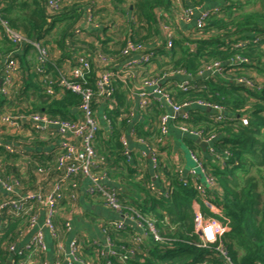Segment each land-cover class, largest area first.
<instances>
[{"label":"trees","instance_id":"16d2710c","mask_svg":"<svg viewBox=\"0 0 264 264\" xmlns=\"http://www.w3.org/2000/svg\"><path fill=\"white\" fill-rule=\"evenodd\" d=\"M93 1L98 0H60L56 9L49 6V0L4 1L2 20L25 39L43 41L49 49L50 62L44 72H39L38 61L34 67L26 58L33 47L13 44L0 26L4 33L0 67L10 53L13 54L12 58L19 61L15 85L9 96L1 94L2 82L0 84V118L4 115L19 117L39 113L52 120L80 121L82 96L60 87V73L70 81L95 91L97 71L92 67L85 72L83 79H75L64 71L63 63L71 62L72 67L75 66L77 59L74 53L82 51L89 58L101 53L119 60L129 40L143 45L160 41L155 47L157 57L146 70H135V75L151 80L183 71L191 76V88L182 91L171 82L169 91L176 104L204 101L225 108L228 114L223 120H216L218 116L213 111L202 110L193 113V118L186 121L190 128H204L205 132L219 137L215 142V154L222 160L219 164L213 156L212 161L200 155L205 166L213 170L217 183V189L208 192L207 204L192 185L185 186L186 181L176 175L170 176L165 195L151 193L150 173L146 168L142 175L140 167L141 163H147L146 158L139 160L132 153L129 160L125 154L127 148L121 140L129 131L127 87L114 84L111 107L107 103L103 105L101 99L95 96L93 109H101L109 122V129L100 126L96 141L97 153L106 160L104 169L108 174L110 168L114 171L119 169L122 178L128 180L125 188L133 189L140 196L137 199L128 197L124 191L117 192L125 210L134 209L152 220L162 238L157 242L149 238L143 246L141 261L133 259L130 263L224 264L214 250L200 246L201 238L195 227L196 207L199 206L205 218H215L221 222L224 230L222 241L234 264H264V191H259V181L251 173L253 168L258 172L264 170V83H260V91L237 84L238 77L252 78L249 72L239 70L237 66H224L223 75L200 76L211 63L227 64L236 56L249 61L238 66L264 76V0H261L260 11L248 8L251 0H213L221 4L219 12L207 18L203 27L193 28L188 36H175L171 48L166 46V35L161 28L162 22L166 21L159 11L164 10L171 15L174 11L172 0H112L113 9H98ZM188 1L185 0V3L188 4ZM191 1L192 5H197L204 0H200V3ZM88 6L93 12L92 25L84 29L80 27L85 19L81 14ZM109 11L112 13L109 14ZM78 28L81 33H77ZM251 34L258 35L261 41L255 42ZM240 38H247L246 44L234 47L232 44H236ZM16 50L23 54H14ZM49 85L54 90L53 95L47 93ZM164 113V104L154 101L145 115V124L135 128V138L145 139L153 147L159 144L161 134L153 122L156 123ZM243 115L249 121L246 126L239 118ZM34 138L32 151H24L16 146L26 145L24 138L8 132L6 125L0 122V175L6 180L19 179L26 189L22 192L33 190L41 184V178L37 175L39 169L48 171L50 177L55 175L53 168L57 153L39 152L35 148H45L49 142H45L40 135L35 134ZM155 140L158 142L155 143ZM7 144L12 145L15 151H8ZM188 145L194 151L200 150L193 139L188 140ZM160 149L155 148L156 154ZM224 152L229 155L225 156ZM23 159L25 170L21 167ZM139 176L143 177L137 179ZM262 180L264 183V177ZM66 194H71V190H66ZM211 205L221 212H214ZM38 206L37 203L32 204L31 214L36 213ZM28 223L29 213L21 216L4 213L0 216V264H7L11 259L10 247L16 244ZM112 237L117 244H124L130 242L133 235L113 232Z\"/></svg>","mask_w":264,"mask_h":264},{"label":"built area","instance_id":"2783aa9c","mask_svg":"<svg viewBox=\"0 0 264 264\" xmlns=\"http://www.w3.org/2000/svg\"><path fill=\"white\" fill-rule=\"evenodd\" d=\"M59 2L60 0H49V6L52 9H56L58 8ZM172 2L174 9L172 13L175 14L174 18L176 21L193 23L194 28L203 27L207 18L219 12L218 7H216L209 10H201L200 13L199 7L187 6L185 5V0H172ZM2 9L3 5L0 4V26L5 29V33L13 44H29L33 47L37 54L38 67H40L39 72H44L46 65L50 62L49 49L44 45L43 41H29L21 34L10 29L7 23L1 18ZM84 12L85 19L82 24H80V27L88 29L91 28L92 25L93 12L89 7H87ZM161 25L166 35V46L167 48H171L173 46V39L176 36L175 31L173 32L166 22H162ZM94 27L97 26L94 25ZM77 33H81L80 28L77 29ZM253 39L255 42L261 41L258 35L254 36ZM244 44H246V42L232 45L234 47H240ZM12 55L13 54L10 53L6 57L1 67V94L3 96H9L15 85V74L18 62L16 59L12 58ZM156 57L155 46L143 45L129 40L121 52L119 60L122 61V71L118 72L113 68L119 60L113 57L96 53L89 58L87 55L79 54L76 56L77 60L75 66H73L71 72L68 73L69 77L83 79L85 72L90 71L92 67H94L97 71L95 91L70 81L65 74L60 73L58 70L61 78L59 82L60 87L82 96V105L80 106L82 119L80 121L52 120L39 113L19 117H12L9 115L1 117L2 123L8 127L18 129L21 127V123H26L30 125L31 131L41 135L43 138L49 137L51 134L59 139L57 161L53 168L55 175L52 177L53 179L48 191L44 192L42 188H38L36 190L16 193L17 190L22 188L21 181L17 178L6 180L0 175V185L11 195L9 198L0 201V216L4 213L16 216L29 213L28 226L35 227L38 224L39 216L36 213L31 214V206L33 203L39 204L45 212L44 228L56 242L58 252L68 259V264H91L89 258L84 253L85 248L88 247L95 252L97 258L101 260L106 259L104 264H131L130 261L133 259L141 261L140 255L143 253V246L149 238H153L156 242L162 239L159 235V230L152 220L134 209L129 208L127 212L117 191L111 189L106 184L108 180V172L104 169L106 160L96 151L97 133L100 130V122L97 117V112L92 107V101L95 96H98L102 102L108 103V106L111 107L112 104L110 100L115 90L114 84L120 83L126 86L128 84V78L126 76L133 75L134 71L137 69H144L149 66ZM248 63L249 61L241 56L232 58L227 64L213 62L200 73V76L209 77L223 75L224 66H237L240 67L237 69L244 70L245 67L238 65ZM235 68L233 70H235ZM174 76L185 77L182 82L173 84L178 89L188 91L189 88H191L189 86L191 76L183 71L164 74L159 79H145L143 85L147 90L141 94V97L144 98V112L146 114L148 113L154 100L158 102L163 101L174 113L180 115V131L200 142L207 143L209 145L207 148L208 153L215 157L214 159L220 164L222 158L215 154L217 136L212 132H205L204 128H190L187 126L186 121L191 118L188 111L192 108L213 111L218 116L216 120H223L228 114L227 111L221 106H216L204 101H196L194 103H185L182 105L176 104L169 91L171 78ZM251 77L252 78L238 77L236 82L249 90L260 91V81L255 76L251 75ZM167 84L169 86H167ZM47 93L49 95L54 94L51 85L47 87ZM239 118L243 125L246 126L249 124L248 118L245 115ZM105 121L108 125L109 122L106 117ZM168 122L169 115L166 113L159 117L156 122L162 137L168 135ZM121 140L127 148L125 154L130 160L131 152L129 143L126 137H122ZM139 140L142 142L146 141L145 139ZM6 148L10 152L15 151L14 147L10 144H7ZM223 154L225 156L229 155L227 152ZM190 155L195 164V168L189 172V179H183L186 181L184 185H192L207 204L209 203V190L217 189L216 179L212 174L213 170L205 166L197 152L191 151ZM152 162L156 167L158 166V156L154 151L152 152ZM199 174L202 176L204 182L201 181ZM37 175L45 181L50 178L48 171L43 168L37 171ZM81 177L90 180V186L87 191L89 196L92 198H99L106 208L117 214L118 219L109 221L103 225L102 240L92 241L86 246L77 238H74L69 242L68 253H66L64 237L65 233L71 230V224L68 221L61 226L57 224L58 207L59 203L64 200V192L66 189L71 190V194H69L68 198L70 203L74 204L73 202L77 199L79 178ZM178 177L181 178V176ZM41 184H43V181ZM150 190L157 196L166 194V192L158 190L154 185H151ZM129 223L135 225L136 230H138L137 233L130 242L117 244L112 237L113 232L120 234L127 232ZM195 227L201 238V247L214 250L215 253L222 258L224 264H234L229 256L227 247L222 241L224 230L221 222L215 218H205L200 210L197 209L195 214ZM10 250L11 253L18 254L20 257L25 254L24 256L26 257H38L41 259L47 251L45 234L43 231H38L26 246L25 252H18L16 244H12ZM61 261L62 258L55 264H61ZM41 263L48 264L46 260H41ZM17 264L24 263L20 261Z\"/></svg>","mask_w":264,"mask_h":264},{"label":"crops","instance_id":"0c3cea01","mask_svg":"<svg viewBox=\"0 0 264 264\" xmlns=\"http://www.w3.org/2000/svg\"><path fill=\"white\" fill-rule=\"evenodd\" d=\"M4 1H9V0H0V4L4 5ZM88 2V0H85ZM128 2H132L133 0H127ZM188 1V0H187ZM198 3H200V0H196ZM189 3L185 5L187 6H196L200 8V13L201 10H209L213 9L216 7H219L221 4L220 2L213 1V0H204L202 4H197V5H192L190 2L191 0L188 1ZM93 4L95 7L98 9H103L107 7L108 9H113L112 5V0H98L97 2L93 1ZM89 7V6H88ZM87 7H85L82 10L81 17L85 15L84 10ZM160 14L163 15L165 18V21L169 24L173 32L175 31L176 36L179 35H185L188 36L190 32L194 28L193 23H185V22H178L174 18L175 14H171L166 12V11H159ZM118 19V17H116ZM256 34H251L250 37H254ZM246 39H238V43H244L247 42ZM4 41V33L0 27V49L2 50V45ZM160 44V41H154L153 46L157 47ZM23 52H20L18 50L14 51V54H20L22 55ZM79 54L82 55H87L82 52H77L74 53L75 56H78ZM29 61V64L31 66H36V60H37V54L34 49L29 50L27 57ZM19 62V61H18ZM64 64V71L66 73L71 72V62H65ZM147 67H145L143 70H146ZM115 71H122V61L119 60V62L114 66L113 68ZM137 70H142V69H137ZM243 71L249 72L252 76H255L260 83H264V76L259 75L255 71H251L248 68H244ZM138 72V71H136ZM128 78V84L126 85L128 92H127V105L129 107V131L125 135L128 143H129V149L131 154L136 155V157L141 160L146 158L147 163L143 162L141 163V170H142V175L143 172L146 171V168L148 169L150 176L152 178V185H154L158 190L167 192L168 183L170 176L176 175L181 176L182 179H189V172L195 168V164L191 159L190 152L194 151L193 149L190 148L188 145V140L193 139L196 141L197 140L182 133L179 129V126L181 125V120H180V115L174 113L169 107L166 106V104L162 101L164 104V107L166 108V114L169 115V122H168V135L166 137H162L159 140V144L157 143L156 145L151 146L149 142L146 140L142 142L139 140V138H135V128L137 126H141L145 124L146 121V113L143 110V101L144 98L141 97V94L145 92L147 89L143 85V81L145 78H142V76L133 75L131 76H126ZM1 67H0V84H1ZM185 79L184 76H174L171 78L172 83H179L182 82ZM174 80V81H173ZM166 83V82H165ZM164 83V84H165ZM167 86H169L167 84ZM156 101V100H154ZM106 104L103 102V105ZM108 106V103H107ZM97 111V117L100 122V126H103L106 129H109V126L107 125V122L105 121V115L103 114L102 110ZM203 109L200 108H192L188 112L190 113V116L193 118V113H196L197 111L202 112ZM1 119V118H0ZM2 123V120L0 121ZM4 124V123H2ZM155 129H158L157 123H154ZM7 127V131L13 134H17L21 137H23V142L26 143V145L20 146L19 144H16L18 148H22L24 151L28 150L29 152L32 151V141H35V134L38 136L39 134L33 132L30 130V125L26 123H21L20 128H11ZM264 135V130L262 131ZM40 138H42L45 142L47 143L45 148H35L39 152H56L58 153V143L59 139L56 136H52L50 134L49 137L43 138L40 135ZM219 138V137H218ZM217 138V140H218ZM158 140H155L154 142H158ZM163 148V150L160 149L158 155V166L156 167L153 162H152V152H156L155 148ZM216 147V146H215ZM152 151V152H151ZM197 154L202 157H208L213 161V157L208 153L207 149H203L200 147V150H196ZM157 153V152H156ZM200 156V158H201ZM216 160V159H215ZM24 159L22 160L21 167L23 170H25L26 163L23 162ZM217 161V160H216ZM253 170H256V168H253ZM257 171V170H256ZM258 172V171H257ZM258 173H261L263 175L264 170L259 171ZM253 175V174H252ZM201 177V181L204 182L202 179V176L199 174ZM255 176V175H254ZM39 177V176H38ZM123 176L121 175L119 169L115 170L113 168H110L109 174H108V180L106 184L113 190L117 191L118 193H124L126 192V195L128 197L133 196L135 198H139L138 194L132 189L129 190V188H125V183L128 182L125 178H122ZM143 177V176H142ZM141 176L137 177V179H141ZM52 177L48 178L46 181L40 179L43 181V184H38L36 187H34L36 190L38 188H42L44 192L48 191L51 182H52ZM90 186V180L88 178L81 177L79 178V188L77 191V199L74 204H71L68 198L69 194H66V189L64 192V200L59 203V209H58V214H57V224L59 226L63 225L65 222H70L71 224V230L69 232L65 233V252L68 253V244L71 240L74 238H77L79 241H81L84 245L90 244L92 241L95 240H102L103 234H102V228L103 225H105L109 221H114L118 219L117 214H115L113 211L110 209L106 208L103 202L99 198H92L88 194V188ZM24 189L23 185L20 190H17L16 193L22 192ZM31 191V190H29ZM27 192V191H25ZM152 193V192H151ZM11 195L2 188L0 185V201L5 200L9 198ZM196 209H199V206L196 207ZM211 209L214 212H221L216 206L211 205ZM36 214L39 216L38 224L35 227H30L26 226L23 228L21 231V234L19 235V238L16 242L17 246V251L18 252H25L26 246L29 244L31 239L38 233V231H43L45 234V242L47 245V251L45 255L40 259V258H31L29 256H24L23 254L22 257L18 256V254H11V259L8 262H11L12 264H17L20 261H23L24 264H42L41 260H46L48 264H55L56 262L60 261L62 258L61 264H68V259L64 257V255L60 254L57 249L56 242L54 239L51 237V235L46 231L44 228V221H45V212L41 207L36 208ZM117 218V219H116ZM132 227V228H131ZM133 228L135 229V232H133ZM133 230V231H132ZM138 230H136L135 225L132 223L128 224V231L125 233L121 234H126L129 235L132 234L133 236L137 233ZM85 255L89 258L91 264H104L106 262V259H99L97 258L95 252L92 251L90 247L85 248L84 250ZM204 264H212V263H204Z\"/></svg>","mask_w":264,"mask_h":264},{"label":"rangeland","instance_id":"374dc122","mask_svg":"<svg viewBox=\"0 0 264 264\" xmlns=\"http://www.w3.org/2000/svg\"><path fill=\"white\" fill-rule=\"evenodd\" d=\"M251 1L252 2L248 6V8H251L252 11H260L261 10V0H251ZM111 13L112 11H109V14ZM109 16H112V15H109ZM251 173L257 177V180L259 181V191L263 193L264 183H263L262 177H264V173L262 175L261 173H258L256 170H253Z\"/></svg>","mask_w":264,"mask_h":264},{"label":"water","instance_id":"95a60500","mask_svg":"<svg viewBox=\"0 0 264 264\" xmlns=\"http://www.w3.org/2000/svg\"><path fill=\"white\" fill-rule=\"evenodd\" d=\"M197 143L199 144V146L203 149H207L208 148V144L204 143V142H200L199 140H197ZM117 219V218H116ZM7 264H12L11 262H8Z\"/></svg>","mask_w":264,"mask_h":264}]
</instances>
